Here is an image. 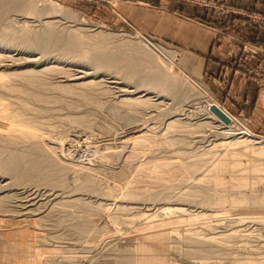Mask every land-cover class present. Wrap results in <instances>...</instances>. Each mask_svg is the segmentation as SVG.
<instances>
[{
    "label": "rangeland",
    "instance_id": "obj_1",
    "mask_svg": "<svg viewBox=\"0 0 264 264\" xmlns=\"http://www.w3.org/2000/svg\"><path fill=\"white\" fill-rule=\"evenodd\" d=\"M182 1L223 22L237 16L218 15L202 0ZM120 2L0 0V264H152L141 248L166 255L165 264H239L232 262L238 257L250 259L240 264H264V149L256 150L264 144V132L237 104L217 98L198 75L195 57L200 52L189 30L171 19L166 26L155 19L142 27L146 30L139 22H114ZM44 31L51 38L38 46L24 40ZM68 35L76 39L77 48L65 44ZM95 51L108 53L114 62L96 66L90 61ZM251 51L255 49L242 47L240 54L249 56ZM239 55L222 62L232 69ZM245 69L243 65L238 70L264 91ZM153 71L159 73V83L146 86L150 80L146 74ZM163 80L171 81L174 90L166 92L160 85ZM83 83L87 85L78 88ZM82 89L91 97L80 95ZM123 99L131 103L125 105ZM171 117L177 120L164 131ZM244 126L251 137L243 135ZM225 136L236 138L232 146L236 151L255 149L253 157L235 171L181 167L208 153L211 144ZM215 150L209 161L225 153ZM9 159L11 166L5 164ZM148 163L155 164L156 171ZM107 170L122 174V191L99 178L90 181ZM218 173L222 183L213 180ZM165 184L176 199L163 194L155 207L182 212L162 221L163 226L184 228L214 242L204 253H178L191 249L192 243L174 234H169L171 240L160 241L166 246L143 245L152 240L148 239L152 223H139L156 213L153 200L145 195L162 192ZM213 196H234L243 205L203 203ZM119 203L130 210L117 212ZM158 234L162 239L165 233ZM91 240L97 245H87ZM218 245L225 249L244 245L247 251L223 258L227 253L215 254Z\"/></svg>",
    "mask_w": 264,
    "mask_h": 264
},
{
    "label": "crops",
    "instance_id": "obj_2",
    "mask_svg": "<svg viewBox=\"0 0 264 264\" xmlns=\"http://www.w3.org/2000/svg\"><path fill=\"white\" fill-rule=\"evenodd\" d=\"M226 1L240 10L264 11V0ZM120 3L113 15L114 22H139L142 30L155 19L164 26L165 21L171 19L179 28L189 30L200 52L195 57L198 75L209 84L217 98L225 104H237L239 111L249 116L257 130L264 132V102L261 101L264 91L258 90L242 71L234 70L235 66L229 69L222 62L223 58L239 55L243 45L257 48L262 31L243 26L241 16L223 22L182 0H121ZM240 63L251 66L249 62Z\"/></svg>",
    "mask_w": 264,
    "mask_h": 264
},
{
    "label": "bare ground",
    "instance_id": "obj_3",
    "mask_svg": "<svg viewBox=\"0 0 264 264\" xmlns=\"http://www.w3.org/2000/svg\"><path fill=\"white\" fill-rule=\"evenodd\" d=\"M43 23L44 24H50L51 23V21L50 20H44L43 21ZM54 33V32H53ZM51 38V34H50V32L49 31H44V32H40V33H36V34H34L33 36H31V37H27V38H24V40L26 41V42H30L32 45H34V46H38V45H40V44H42V43H44V42H46V41H48L49 39ZM67 39V38H66ZM74 39V40H73ZM65 44H67L69 47H72V48H77L79 45H78V42L76 41V39L72 36V35H68V39H67V43H65ZM66 45V46H67ZM90 61L92 62V63H94L96 66H98V67H102V66H104L105 64H111L112 62H114V58H111L110 57V55L108 54V53H106V52H102V51H95L94 52V54L90 57ZM40 62V61H39ZM29 74H31V73H29ZM144 77V76H143ZM146 77H148V78H150V80H148V82H146L145 84H146V86H147V84L149 85H152V86H154V84H158L159 82H158V80H159V73L158 72H155V71H153V72H150V73H148V74H146ZM161 83H160V85L163 87V89L166 91V92H169V91H173L172 90V85H173V83L171 82V81H166V80H163V81H160ZM86 83H83V84H80V85H78V88L79 87H82L83 85H85ZM87 85V84H86ZM17 87V86H16ZM82 90H84V89H82ZM202 91H204V94H206V95H208L207 94V92H205V90L203 89ZM78 93H80V95H82L83 97H85V98H90L91 97V95H92V93L90 92V91H87V90H84V91H81V92H78ZM209 98V97H208ZM134 99H136V98H134ZM133 101L134 100H132V103H133ZM95 102H97V101H95ZM122 103H124L125 105H128V104H130L131 103V101H130V99H123V101H122ZM135 103V102H134ZM212 106V105H211ZM127 107H129V106H127ZM129 111V110H128ZM128 114V113H127ZM0 116H1V114H0ZM226 116V115H225ZM228 118V117H227ZM15 119V118H14ZM177 119L175 118H173V117H171V118H169L168 119V121H167V123H166V128H165V130L164 131H166V129H170V127L173 125V123H175V121H176ZM168 131V130H167ZM135 132H137V131H135ZM131 133H133V132H131ZM242 133H243V135H246L247 137H251V132L247 129V127L246 126H244L243 127V131H242ZM135 134H137V133H135ZM95 135V134H94ZM129 137H130V135H128ZM134 136V135H133ZM137 136V135H136ZM139 136V135H138ZM149 136V135H148ZM167 136V135H166ZM145 137V136H144ZM143 137V138H144ZM132 139V138H131ZM126 140H128V139H126ZM142 140V139H141ZM250 140V139H249ZM237 140H236V138H230V136L229 137H227V136H225V138H224V140L223 141H221V142H219L218 144H211V146H210V148H209V150H208V153H206V154H204V155H202V156H200V157H196V159L194 160V159H192V160H190L189 162H186V163H182L183 165H181V167L182 168H185V169H188L189 171L190 170H194V169H196L197 167H200L199 165H208V167H213V166H215V167H218V169L220 170H223L224 168H226V167H229L232 171H235V169H236V166H239L240 165V163H243V162H245V161H249L250 159H251V157H253V153H255L254 151H255V149H242V150H240V151H236V150H234L233 148H232V146L234 145V144H236L237 142H236ZM259 142H261V141H259ZM103 144V143H102ZM105 145V144H104ZM111 145V144H110ZM61 148V147H60ZM109 148V147H108ZM218 149V150H215V151H213V153H215V152H217V153H220L221 151H225V153L222 155V156H220V157H218V155H216V156H214L213 158H212V160L211 161H209L208 159V156H211V152H212V150H214V149ZM232 148V149H231ZM259 149H256V150H261V149H264V144H262V146L261 147H258ZM57 149H59V148H57ZM66 153V152H65ZM232 153H236L237 155H233V156H230ZM259 155H263L262 153H259ZM150 156V155H149ZM127 159V158H126ZM211 159V158H210ZM8 162H9V164H8ZM5 164H8V166H11V161H10V159H9V161H7V163H5ZM147 164V163H146ZM161 164V163H160ZM129 165V164H128ZM148 165H151V166H153V165H155V164H150V163H148ZM147 165V166H148ZM158 165V164H157ZM164 164H162V166H163ZM178 165H180V164H178ZM148 167H150V166H148ZM154 167H156V168H158L157 166H153V169H154V171H156L155 169L156 168H154ZM250 167H251V165H250ZM12 168V167H11ZM152 168V167H151ZM16 169V168H15ZM208 169V168H207ZM217 169V170H218ZM241 169V168H240ZM252 169V168H251ZM255 169V168H254ZM165 170H169V168H166ZM165 170H162V171H165ZM255 170H258V168L257 169H255ZM254 170V171H255ZM151 171V170H150ZM153 171V170H152ZM223 171H225V170H223ZM253 171V170H252ZM155 175V174H154ZM121 176H122V174H120V172H116V171H104L103 172V174L100 176V177H93V178H89L90 179V181L92 180V181H94V179H96V178H99L100 180H102V181H99V182H102L103 183V181L105 182V185L106 186H111V185H114L115 187L116 186H118V187H116V189L117 188H121V189H117V190H119V191H122L123 190V184H122V182L120 181V179H122L121 178ZM225 178V177H224ZM61 179V178H60ZM88 179V180H89ZM222 179H223V176H221V174L220 173H218V175L217 176H215L214 177V181L215 182H217V183H222L223 181H222ZM239 179V178H238ZM242 179H244V178H242ZM55 181V180H54ZM238 181V180H237ZM249 181V180H248ZM61 182V181H60ZM98 182V183H99ZM160 182V181H159ZM85 183V182H84ZM57 184V183H56ZM237 183L235 182V184L234 185H236ZM166 185V184H165ZM164 185V186H165ZM169 185V184H168ZM171 185V184H170ZM172 185H173V183H172ZM175 185V184H174ZM230 185H233V184H230ZM243 187H248V186H246V185H244V184H241ZM170 187V186H169ZM169 187H167V185H166V187H164L161 191L162 192H156V193H148L147 195H145L146 196V198L147 199H149V200H153V204H154V206L153 207H155V206H157L155 203L157 202V201H159L160 200V198H162L161 196H163V194L165 195L164 196V198H166V196L167 197H171V194H173V192L171 193V194H169L170 192V189H169ZM171 187H175V186H171ZM125 188V187H124ZM167 189H169V191L167 190ZM173 190V189H172ZM164 191H168V193H167V195H166V193H164ZM174 191V190H173ZM175 193V192H174ZM77 194V193H76ZM80 194V193H79ZM168 194L170 195V196H168ZM176 194V193H175ZM71 195H74V194H71ZM177 195V194H176ZM58 196V195H57ZM68 196V195H67ZM66 196V197H67ZM78 196V195H77ZM53 197H56V195L55 196H53ZM76 197V196H75ZM175 196L173 195V197H171V198H174ZM177 197H179V195H177ZM186 197V196H185ZM188 197H190V196H188ZM73 198V197H72ZM145 198V197H144ZM194 198V197H193ZM77 199V198H76ZM163 199V198H162ZM174 199H176V197L174 198ZM183 199V198H182ZM75 200V199H74ZM74 200H70V201H74ZM81 200V199H80ZM171 200H173V199H171ZM186 200H188V199H186ZM203 200V199H202ZM77 201V200H76ZM167 201V200H166ZM83 202V201H82ZM96 202V201H95ZM100 204H101V202H99ZM203 203L204 204H208V205H212V206H222V205H224V204H230L231 206H233V207H239V206H241V205H243L242 204V202H240V200L239 199H237L236 197H234V196H224V197H217V196H213V197H211V198H209V199H204V201H203ZM63 204H65V203H63ZM86 204V201H85V203H84V205ZM89 204V203H88ZM98 204V203H97ZM100 204H98L97 206H99ZM106 204V203H105ZM159 204V203H158ZM199 204V203H198ZM75 205H76V203H75ZM91 205V204H90ZM104 205V204H103ZM102 205V206H103ZM126 205V204H125ZM125 205H121L120 203L116 206L117 207V209L119 210H117V212H122V211H125V212H127L128 210H130L129 209V207H127V206H125ZM128 205V204H127ZM171 205V204H170ZM178 205V204H177ZM46 206V205H45ZM62 206V205H61ZM89 206V205H88ZM92 206V205H91ZM101 206V205H100ZM132 206H134V205H132ZM65 207V206H64ZM69 207H70V205H69ZM162 207H163V205H162ZM226 207H228V206H226ZM237 207V208H238ZM71 208V207H70ZM78 208V207H77ZM91 208V207H90ZM166 208H169V209H166ZM166 208L164 209V208H161V207H158V208H156L155 207V211H156V213L155 212H153L155 215H150V216H148L149 218H147V219H145L143 222H141V223H139V224H142V223H144V224H150V223H152L150 226H151V228L150 229H148L149 231H151V232H153V234H152V237H150V238H148V239H152L149 243H143V245L144 244H154V245H161V246H166L165 244H163L162 242H160L161 240H171V238H168V237H170L169 236V234H174V235H176V236H178V238H181V239H183V240H188V241H190L191 243H192V248L191 249H188L187 247H186V249L185 248H183V249H180V250H178L177 252L179 253V251H181V253H191V252H194V251H204V250H207V247H212L211 246V243H214V242H212L211 240L210 241H208V240H203V239H201L199 236H198V234H196V232H191V231H187V230H185L184 228H183V230H180V229H172V228H169V227H164L163 225V222L162 221H164V220H166V219H169L170 217L172 218V214H176V213H179V212H182V209H177V208H174V207H171L170 208V206H166ZM220 208V207H219ZM224 208V207H223ZM237 208H235V209H237ZM247 208V207H246ZM63 209V208H62ZM65 209V208H64ZM66 209L67 210H69L67 207H66ZM76 209V208H75ZM86 209V208H85ZM93 209H96L95 210V212L96 211H98L97 210V208L95 207V208H93ZM226 209V208H225ZM36 211V210H35ZM76 212V211H75ZM116 212V211H115ZM66 213H68V212H66ZM67 215V214H66ZM72 215V214H71ZM249 215V214H248ZM69 216H70V214H69ZM75 217H77L76 215H74ZM254 216H256V215H254ZM63 217V216H62ZM74 217V220L76 219ZM258 217V216H257ZM73 218V217H72ZM124 218V217H123ZM146 218V217H145ZM71 219V218H70ZM97 219V218H96ZM73 220V221H74ZM126 220H127V218H126ZM137 220V219H136ZM128 221H129V219H128ZM88 222V221H87ZM90 222V221H89ZM93 222H95V221H93ZM105 222V221H104ZM110 222H112V221H110ZM109 222V223H110ZM119 222V221H118ZM125 222V221H124ZM123 222V223H124ZM127 222V221H126ZM125 222V223H126ZM73 223V222H72ZM92 223V222H91ZM102 223V222H101ZM107 223V222H106ZM121 223V222H120ZM127 224H129V223H127ZM179 224V223H178ZM181 224V223H180ZM82 225V224H81ZM104 226V225H103ZM138 226V225H137ZM146 226V225H145ZM149 226V227H150ZM92 228H93V226H91ZM109 227V226H108ZM135 227V226H134ZM141 227V226H140ZM147 227V226H146ZM144 228V227H143ZM80 229V228H79ZM106 229V228H105ZM182 229V228H181ZM88 230V229H87ZM137 230V229H136ZM80 231V230H79ZM132 231H134V230H132ZM182 231H183V233H182ZM135 232V231H134ZM162 232H164L165 234L162 236V239H158V238H160V236H158L159 234L158 233H162ZM105 234V233H104ZM121 234H124V233H121ZM136 234V233H135ZM140 234V233H139ZM139 234H136L137 236L139 235ZM155 234H158V235H155ZM106 235V234H105ZM136 235H134V236H136ZM94 236V235H93ZM92 236V237H93ZM119 236H121V235H119ZM91 237V236H90ZM91 237V238H92ZM131 237H133L132 235H131ZM149 237V236H148ZM154 237H157V238H154ZM174 237V236H173ZM96 238H97V236H96ZM95 238V239H96ZM123 238H125L124 236H123ZM101 239V238H100ZM128 240V239H127ZM126 240V241H127ZM134 240V239H133ZM217 240V239H216ZM119 241H121V240H119ZM88 244L87 245H89V243H92L91 245L94 247V245H97L96 244V241L94 242V240H91V241H88L87 242ZM101 243V242H100ZM110 243V242H109ZM128 243V242H127ZM91 246V247H92ZM100 246V245H99ZM89 247V246H88ZM168 247H170V249L172 250H175L176 251V249H179V247H177V246H169L168 245ZM191 247V246H190ZM131 248H133V247H131ZM96 249V248H95ZM247 249V247L246 246H244V245H242V246H240V247H234V248H231V249H225V247L223 246V245H218V247H216L215 249H214V251H215V254H217L218 255V253L220 252V254H226L227 253V255H225V256H223V258L224 257H229L228 255H230L231 254V256H232V252H241L242 253V251H244V253H245V250ZM141 251H140V253L141 254H146L147 256H145L147 259H148V261L149 262H151L152 264L154 263V264H165V263H168L169 262V260L166 258V255H164V254H162L161 252H157V251H151V252H149V251H147V250H145L144 248H141L140 249ZM247 251V250H246ZM135 252V251H134ZM201 252V253H202ZM218 252V253H217ZM195 253V252H194ZM204 253V252H203ZM135 254V253H134ZM138 254V253H137ZM196 254V253H195ZM198 254H200V253H198ZM219 254V255H220ZM223 254V255H224ZM209 256V255H208ZM207 256V257H208ZM198 257V256H197ZM212 257V256H211ZM61 258V257H60ZM210 258V257H209ZM197 259V258H196ZM199 259V258H198ZM227 259V258H226ZM231 261V260H230ZM245 261H250V259H248V258H242V257H238L237 259L235 258L234 259V261L232 260V262H238L239 264L240 263H242V262H245ZM261 261V260H260ZM264 261V260H263ZM256 262V261H255Z\"/></svg>",
    "mask_w": 264,
    "mask_h": 264
},
{
    "label": "built area",
    "instance_id": "obj_4",
    "mask_svg": "<svg viewBox=\"0 0 264 264\" xmlns=\"http://www.w3.org/2000/svg\"><path fill=\"white\" fill-rule=\"evenodd\" d=\"M202 4L207 8L214 10L218 15H227L228 13H233L242 18H247L249 21L243 18L242 23L247 27H256L263 31V39H264V13L240 10L238 8L232 7L226 0H202ZM245 45L243 49H247ZM250 49V48H249ZM255 51H251L249 56H244L240 54L238 57V64L234 66L237 69L243 67L241 62L250 61L251 66H246L248 69H245L246 73L252 76V80L255 85L260 88H264V43L259 44L257 48H254ZM123 120V119H122Z\"/></svg>",
    "mask_w": 264,
    "mask_h": 264
},
{
    "label": "water",
    "instance_id": "obj_5",
    "mask_svg": "<svg viewBox=\"0 0 264 264\" xmlns=\"http://www.w3.org/2000/svg\"><path fill=\"white\" fill-rule=\"evenodd\" d=\"M211 110L224 122H228L227 116H225V114L216 105H212Z\"/></svg>",
    "mask_w": 264,
    "mask_h": 264
}]
</instances>
